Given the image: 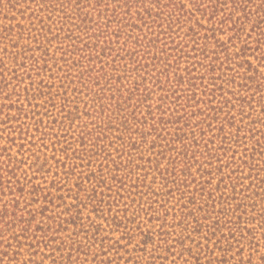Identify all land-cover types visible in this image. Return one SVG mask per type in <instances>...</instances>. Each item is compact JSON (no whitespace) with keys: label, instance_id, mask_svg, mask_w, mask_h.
Returning a JSON list of instances; mask_svg holds the SVG:
<instances>
[{"label":"rangeland","instance_id":"obj_1","mask_svg":"<svg viewBox=\"0 0 264 264\" xmlns=\"http://www.w3.org/2000/svg\"><path fill=\"white\" fill-rule=\"evenodd\" d=\"M61 8L0 0V264H264V112L238 99L234 69L213 82L233 127L196 153L193 178L147 147L116 170L81 142L91 94ZM222 192L231 203L203 211Z\"/></svg>","mask_w":264,"mask_h":264},{"label":"trees","instance_id":"obj_2","mask_svg":"<svg viewBox=\"0 0 264 264\" xmlns=\"http://www.w3.org/2000/svg\"><path fill=\"white\" fill-rule=\"evenodd\" d=\"M61 5V26L68 23L80 32L72 45L85 59L79 72L91 94L80 139L83 145L91 141L96 154L104 150L116 170L133 169L147 147L162 156L171 153L173 168L193 178L196 153L204 154L202 148L215 145L212 140L234 123L228 113L226 122L221 117L228 99L213 83L217 70L234 69L233 79L243 80L237 81L244 91L238 99L264 112V0H61ZM252 55L257 65L248 59ZM215 122L221 123L213 127ZM215 153L208 151L211 168L220 166ZM111 177L123 181L119 171ZM230 183L236 194L233 178ZM232 199L222 192L219 200H203L201 206L210 212Z\"/></svg>","mask_w":264,"mask_h":264}]
</instances>
